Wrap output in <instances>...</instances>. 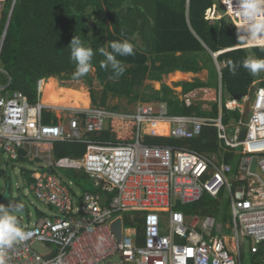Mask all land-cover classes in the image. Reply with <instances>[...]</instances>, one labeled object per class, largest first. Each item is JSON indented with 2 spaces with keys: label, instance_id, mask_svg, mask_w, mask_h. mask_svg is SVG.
Here are the masks:
<instances>
[{
  "label": "built area",
  "instance_id": "obj_1",
  "mask_svg": "<svg viewBox=\"0 0 264 264\" xmlns=\"http://www.w3.org/2000/svg\"><path fill=\"white\" fill-rule=\"evenodd\" d=\"M221 1L238 24L227 2ZM9 3L0 0V23ZM15 3L0 40V74L7 78L0 88L5 93L0 94V154L5 166L10 161L34 166L25 181L47 212L39 211L23 228L30 236L9 250L6 264H241L244 251L257 253L264 243V88H257L251 100L246 98L250 109L245 120L246 109H239L242 120L232 135L222 121V111L217 118L172 115L166 102L139 104L133 113L91 105L73 110L65 124L53 123L55 117L45 124L43 113L52 108L40 103L44 80L38 82V102L31 104L23 93L8 91L11 78L1 67ZM222 93L220 84L221 106ZM194 99L187 95L183 102L190 107ZM111 119L136 122L135 139L112 143L90 138L103 132ZM144 124L166 126L179 140L194 139L204 127H214L220 149L241 156L237 170L224 162L221 151L207 155L183 147L143 144L139 134ZM243 128L247 135L239 142ZM55 142L85 144L87 153L80 159L55 160ZM254 158L263 176L251 172ZM60 170L84 172L95 190L77 196L73 182ZM225 192L231 226L210 215H186L178 209V201L191 205L206 194L217 200ZM128 220L135 225L127 227Z\"/></svg>",
  "mask_w": 264,
  "mask_h": 264
},
{
  "label": "trees",
  "instance_id": "obj_2",
  "mask_svg": "<svg viewBox=\"0 0 264 264\" xmlns=\"http://www.w3.org/2000/svg\"><path fill=\"white\" fill-rule=\"evenodd\" d=\"M12 1L10 0L0 23V40ZM223 1L229 6V0ZM232 3H237V0H232ZM76 7L82 9L92 7L100 13L106 12L107 18L91 29L86 20L75 14L73 9ZM215 19H219L218 24L212 22ZM236 24L237 21L233 17L230 16L228 20L222 17L221 10L214 0H16L2 48L1 67L11 78L8 91L23 93L31 104L38 102V82L44 80L40 89V103L78 104L89 107L91 100L87 89L84 95L74 88L62 86L60 82L76 70V64L70 58L68 47L74 36H79L86 46L92 48L94 53L92 67L96 68L97 79L101 83L113 78L114 73L110 67L108 69L100 67V62L105 57L99 49L103 47L111 51L109 44L113 41L127 39L133 46L135 37L141 41V46L138 48L134 46V55L117 56L124 67H131L125 68L124 74L117 78L120 80H130L126 73H132V68L136 76L134 80H144L150 56L174 58L180 53L182 56L208 54L212 58V53L232 49L219 55L217 61L225 63L219 75L222 80L223 95L226 93L231 98L227 101L222 99V121L233 131L242 120V114L240 108L230 110L226 104L234 102L236 98L247 96L256 78L242 67L241 62L249 55L245 48H238L244 44L238 43ZM252 51L256 58L264 59V49L253 47ZM228 61L237 65L235 74L229 70ZM201 69L199 65H193L189 59H186L184 64H172L171 68L163 69L161 72L167 74L178 70L197 73ZM2 78L6 84V76L2 75ZM125 84L131 88L135 86L128 81ZM105 86L115 94L129 96L125 88L114 89L109 82L105 83ZM200 87L203 86L187 84L184 92ZM259 88H264V82ZM163 101L168 103L172 115L217 118L220 114L218 103L214 104L211 113H202L197 105L187 107L183 101L175 99L158 97L151 103ZM93 103L95 104L94 98ZM53 118L51 112L44 111L43 123L50 124ZM53 123H57L55 118ZM136 132V122L111 119L103 132L90 138L102 142L124 143L133 141ZM139 139L146 145L183 147L207 155L219 154L221 151L224 162L237 170L239 156L220 149L217 130L214 127H204L201 135L194 139L179 140L171 135L166 126L144 124ZM86 153L85 144L62 142L53 144L52 155L55 160L80 159ZM82 173L86 176L84 172ZM218 206L219 199L214 200L206 194L200 202L178 205V209L186 215L196 214L205 217L217 214ZM125 225L131 227L135 224L128 220ZM227 245L233 254V250L229 247V237H227ZM248 254L253 256V259H261L264 262V243L260 244L257 253L248 252ZM263 262L261 264H264Z\"/></svg>",
  "mask_w": 264,
  "mask_h": 264
},
{
  "label": "rangeland",
  "instance_id": "obj_3",
  "mask_svg": "<svg viewBox=\"0 0 264 264\" xmlns=\"http://www.w3.org/2000/svg\"><path fill=\"white\" fill-rule=\"evenodd\" d=\"M214 1L220 8L222 17L228 20L230 17L229 12L227 11L223 2L221 0ZM235 7L236 5L234 8ZM73 10L76 15L86 20L88 26L91 29H94L98 23L107 18L106 12L100 13L94 10L92 7H88L86 9L76 7ZM212 22L214 24H218L219 19H215ZM134 40V46L137 48L141 46V41L137 37H135ZM243 46L248 55H252L256 58L252 51L253 47H248L246 45ZM230 50L232 49H226L222 51V53ZM174 58H169L167 56H150L147 63V71L144 80H134L136 76L133 73V68L131 69L132 73H126L127 78L130 80H116L113 78L106 80L105 83L109 82L114 89L117 88L118 90H122V88H125V90L128 91L129 96H120L108 90L105 86V83H101L97 79L96 68L93 67L92 70L85 76L74 78L73 74L75 73V70L67 78H65V80H59L62 86L74 88V90H78L84 95L86 94L87 89L92 106L94 105L97 107H104L117 113H133L136 111L139 104H153L151 101L158 97L168 100L175 99L182 102L180 95L181 90H184L185 85L201 84L203 87L195 89L197 94L193 101V105H197L196 107L202 113H211L213 111L214 104L218 103L219 111L221 112L222 106L220 102V84H222V80H220L221 78L219 74L221 69L225 66V63H219L214 59V57L211 58L208 54L182 56V54L179 53L176 54ZM186 59H189L193 65H199L202 69L199 72L194 73V75H173L170 77V80H162L163 74L161 71L163 69L171 68L172 64L182 65ZM125 68L131 67L126 66ZM2 79V74H0V88L5 85ZM126 81L129 83H134L135 86L132 88L129 87V85L125 84ZM263 82L264 71L256 75L252 88H259ZM0 94L4 95L5 93L0 91ZM247 97L248 95L243 97L241 101L246 100ZM93 98L95 99V104L93 103ZM222 99L223 101H227L231 98L226 93L224 95L222 93ZM246 108L247 107H245V109ZM48 111H50L51 114L56 118L57 122L64 124L67 123L66 118H69V116L74 114L73 110L64 111L63 109L53 111V109H48ZM232 132V129H229L230 135H232ZM242 149L243 147L237 151L241 152ZM240 157L241 156H239L238 161ZM6 159L9 160V157L6 156ZM34 170V166L28 161H10L7 166L4 165L0 169V204L8 206L10 203H22L24 205L23 210L17 213L19 224L22 228L29 226V224L36 219L37 213L39 211L47 212V208L36 199L35 195L30 191L25 181V177L30 175ZM58 172L66 179H69L73 182L71 188L79 197L84 192H93L95 190L93 181L86 177L82 172L65 170H60ZM7 184H10V194L8 197H5V199L2 200L7 189ZM213 217L219 224L225 227L231 226L233 218L229 202V195L226 192L223 193L219 198L218 212ZM261 262H263L261 259H253V256L249 255L247 250L243 253V256L240 259L241 264H261Z\"/></svg>",
  "mask_w": 264,
  "mask_h": 264
},
{
  "label": "clouds",
  "instance_id": "obj_4",
  "mask_svg": "<svg viewBox=\"0 0 264 264\" xmlns=\"http://www.w3.org/2000/svg\"><path fill=\"white\" fill-rule=\"evenodd\" d=\"M229 5L239 21L236 24L238 43L264 49V0H237L235 8L232 6V0H229ZM68 47L70 48V58L76 64L74 78L85 76L92 70L91 62L94 55L92 48L86 46L79 36H74ZM109 47L111 51H107L103 47L99 49V52L105 57L100 62V67L102 69L110 67L114 73L113 79H117L126 71L117 56L134 55V46L125 39L113 41ZM241 64L253 76L264 71V59H258L252 55L246 57ZM228 66L229 70L235 74L237 65L228 61ZM23 207L22 203H10L8 206L0 204V264H6L11 248L17 243L27 240L30 236V233L20 226L17 216Z\"/></svg>",
  "mask_w": 264,
  "mask_h": 264
},
{
  "label": "water",
  "instance_id": "obj_5",
  "mask_svg": "<svg viewBox=\"0 0 264 264\" xmlns=\"http://www.w3.org/2000/svg\"><path fill=\"white\" fill-rule=\"evenodd\" d=\"M13 10H14V8H13ZM13 10H12V13H13ZM12 13H11V16H10L9 24H10V21H11V18H12ZM8 27H9V26H8ZM221 54H223V53H222V52H219V53H212V55H213V57H214L215 60H217V57H218L219 55H221ZM256 91H257V88H254V87H253V88L251 89V91H250L249 94H248V98H249L250 100L254 97ZM241 99H242V98H236V101H241ZM246 107H247V108H246V110H245L243 120L246 119V115H247V113H248V111H249V109H250V101L247 102ZM246 135H247V129H246V128H243V129L240 131V134H239V142H243V141L245 140V138H246ZM6 163H7V162L4 160L2 154H0V168H1L2 165H6ZM251 172H253V173H258V174H260L261 176H263L262 173H261V171L257 168V160H256L255 158L252 160V164H251ZM263 178H264V177H263ZM9 194H10V184H7V189H6V191H5V194H4V197L2 198V200H4L5 197H8ZM177 203H178V205H180V202H179V201H178Z\"/></svg>",
  "mask_w": 264,
  "mask_h": 264
},
{
  "label": "bare ground",
  "instance_id": "obj_6",
  "mask_svg": "<svg viewBox=\"0 0 264 264\" xmlns=\"http://www.w3.org/2000/svg\"><path fill=\"white\" fill-rule=\"evenodd\" d=\"M246 104L247 103H246L245 100L244 101H234V102H229L228 103V106L231 109H236V108L244 109ZM42 105L43 106H46V107L52 108L53 111H58V110H63V109H72V110L88 109V108L91 107V106H89V107H82V106H80L78 104H68V105H47V104H42Z\"/></svg>",
  "mask_w": 264,
  "mask_h": 264
},
{
  "label": "crops",
  "instance_id": "obj_7",
  "mask_svg": "<svg viewBox=\"0 0 264 264\" xmlns=\"http://www.w3.org/2000/svg\"><path fill=\"white\" fill-rule=\"evenodd\" d=\"M236 5V3H232V6H233V8H234V6ZM229 7H230V5H229ZM173 72H175V71H173ZM173 75H194V73H192V72H182V71H178V70H176V72L175 73H167V74H163L162 75V80H170L171 78L170 77H172ZM176 80V79H175ZM196 94H197V91L194 89V90H191V91H189V92H184V90L182 89L181 90V95H180V99H181V101H183V99L187 96V95H190L191 97H193V98H195V96H196ZM163 102H165V101H163ZM167 103V102H166Z\"/></svg>",
  "mask_w": 264,
  "mask_h": 264
}]
</instances>
